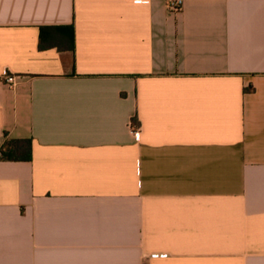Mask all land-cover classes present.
<instances>
[{
	"label": "crops",
	"instance_id": "0c3cea01",
	"mask_svg": "<svg viewBox=\"0 0 264 264\" xmlns=\"http://www.w3.org/2000/svg\"><path fill=\"white\" fill-rule=\"evenodd\" d=\"M172 1L0 0V264H264V0Z\"/></svg>",
	"mask_w": 264,
	"mask_h": 264
},
{
	"label": "trees",
	"instance_id": "16d2710c",
	"mask_svg": "<svg viewBox=\"0 0 264 264\" xmlns=\"http://www.w3.org/2000/svg\"><path fill=\"white\" fill-rule=\"evenodd\" d=\"M74 32V27H71ZM55 29L59 32V28H48ZM46 28L41 29V44L40 48L46 49L48 45L51 44V40L46 39L45 31ZM73 48H74V39H73ZM135 126L139 127L137 120L135 121ZM29 144V150L26 151L23 144ZM0 160L5 161H30L31 160V151H30V142L29 141H21V140H12L6 141L4 146L0 150Z\"/></svg>",
	"mask_w": 264,
	"mask_h": 264
},
{
	"label": "built area",
	"instance_id": "2783aa9c",
	"mask_svg": "<svg viewBox=\"0 0 264 264\" xmlns=\"http://www.w3.org/2000/svg\"><path fill=\"white\" fill-rule=\"evenodd\" d=\"M184 2L182 0H175L170 2V9L174 12H180L183 9ZM7 82L10 84H13L15 82V77L12 75H7ZM136 130V134H140V128L137 126H134Z\"/></svg>",
	"mask_w": 264,
	"mask_h": 264
}]
</instances>
